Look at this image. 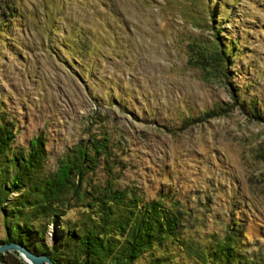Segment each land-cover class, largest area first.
<instances>
[{
    "label": "rangeland",
    "instance_id": "rangeland-1",
    "mask_svg": "<svg viewBox=\"0 0 264 264\" xmlns=\"http://www.w3.org/2000/svg\"><path fill=\"white\" fill-rule=\"evenodd\" d=\"M0 5L6 155L41 135L47 174L78 142L104 134L115 187L178 201L185 246L211 254L232 222L235 253L264 264V0ZM219 46L229 56L223 70L206 56ZM105 177L99 166L93 178ZM185 253L166 242L134 264H200ZM3 254L0 264L21 260Z\"/></svg>",
    "mask_w": 264,
    "mask_h": 264
},
{
    "label": "trees",
    "instance_id": "trees-1",
    "mask_svg": "<svg viewBox=\"0 0 264 264\" xmlns=\"http://www.w3.org/2000/svg\"><path fill=\"white\" fill-rule=\"evenodd\" d=\"M3 5L8 18L13 10ZM206 56L222 70L229 59L222 46ZM11 127L0 114V243L20 244L55 264H134L139 256L166 242L200 264H257L253 255L235 253L240 229L235 231L232 222L222 240L213 244L211 254L193 249L177 236L185 213L178 201L165 195L145 201L129 187H115L112 169L117 164L106 135L78 142L71 156L60 158L53 172L43 174V137L31 139L25 150L19 148L8 156ZM99 166L106 177L97 182L93 176ZM11 193L17 194L8 199ZM49 225L53 230L47 243ZM160 262L155 257L148 264ZM9 264L24 263L13 258Z\"/></svg>",
    "mask_w": 264,
    "mask_h": 264
},
{
    "label": "water",
    "instance_id": "water-1",
    "mask_svg": "<svg viewBox=\"0 0 264 264\" xmlns=\"http://www.w3.org/2000/svg\"><path fill=\"white\" fill-rule=\"evenodd\" d=\"M15 251L18 257L26 264H55L49 257L44 254H35L20 244L14 242L0 243V253Z\"/></svg>",
    "mask_w": 264,
    "mask_h": 264
}]
</instances>
